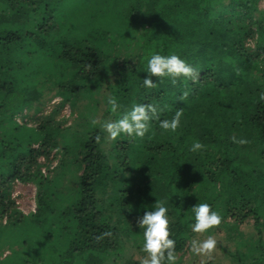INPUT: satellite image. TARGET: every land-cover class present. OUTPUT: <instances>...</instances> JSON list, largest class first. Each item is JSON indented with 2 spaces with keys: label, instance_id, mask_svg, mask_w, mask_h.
Wrapping results in <instances>:
<instances>
[{
  "label": "trees",
  "instance_id": "trees-1",
  "mask_svg": "<svg viewBox=\"0 0 264 264\" xmlns=\"http://www.w3.org/2000/svg\"><path fill=\"white\" fill-rule=\"evenodd\" d=\"M99 1L0 0V250L21 247L0 264H137L132 251L146 254L136 220L156 200L168 209L175 255L202 239L191 231V207L208 203L228 230L253 222L256 237H232L245 246L236 264H264L260 0H107L113 15L95 21ZM155 52L175 53L194 76H152L143 86ZM49 96L61 100L37 114ZM138 103L156 106L159 119L179 110L177 128L151 120L143 138L109 140L92 124ZM65 104L69 124L55 118ZM194 141L202 148L190 151ZM51 147L61 157L35 182L37 206L24 215L8 188L43 166Z\"/></svg>",
  "mask_w": 264,
  "mask_h": 264
},
{
  "label": "clouds",
  "instance_id": "clouds-1",
  "mask_svg": "<svg viewBox=\"0 0 264 264\" xmlns=\"http://www.w3.org/2000/svg\"><path fill=\"white\" fill-rule=\"evenodd\" d=\"M146 76L142 79L143 86L151 88L154 84L151 77H167L173 83L176 78H192L195 69L185 62L175 53L162 55L158 52L152 53L146 59V65L143 69ZM109 111L115 112L118 105L116 98L109 94L106 97ZM159 109L150 103L133 104L131 109L124 113L119 119L105 120L102 123L96 119L92 124H100L107 134V139L114 140L120 135H127L130 138H143L148 131L151 120H159V127L164 130H175L179 124L181 112L177 110L171 119H159ZM239 143H246L240 139ZM202 148L199 141H194L190 151H196ZM168 209L165 205L156 200L152 210H145L143 215L138 217L136 224L143 229L142 251L146 254L140 264H176L177 256L174 254L175 241L169 235ZM191 213L194 217L191 223L193 233H205L207 230L221 224L222 217L211 210L208 203H196L191 207ZM217 244V240L208 235L202 240L192 239L190 241V251L194 256L210 257Z\"/></svg>",
  "mask_w": 264,
  "mask_h": 264
},
{
  "label": "rangeland",
  "instance_id": "rangeland-1",
  "mask_svg": "<svg viewBox=\"0 0 264 264\" xmlns=\"http://www.w3.org/2000/svg\"><path fill=\"white\" fill-rule=\"evenodd\" d=\"M101 2L102 1L100 0L99 2L94 4L97 6V14H98L95 21L100 20L101 19L100 16H102L103 19H105L106 16L113 15L114 12V9L111 6L112 5L111 2L107 0H105V4L103 3L101 4ZM258 8L264 9V1L262 0L259 1ZM74 23L76 24L75 25L76 28L80 27V22H74ZM60 100H61L60 97L53 96L52 98V96L51 97L49 96L44 103L43 110L38 111L37 114H46L50 112ZM68 107L69 106L65 104V106L62 109H60L59 113L55 115V118L59 119V121H61L64 124H69L73 118V115L72 113H70ZM31 112L33 113L34 110H32ZM32 119L33 116L30 117L28 121L31 122ZM49 153L50 154L48 155V158L45 159V163L43 166L40 165L38 168H34V169L32 168L33 170L30 169L26 171V174L28 176V177L26 176L28 178L27 180L21 181L19 179H14L12 184L8 188V191H10V197L15 203V207L18 208L19 211L24 215H30L34 213L36 209L37 184L35 182L36 181L38 182V180H40L42 176L45 177L46 175H49L53 167L56 165L58 159L61 157V153L59 152L58 148L51 147ZM60 186L61 185H59L58 188H60ZM62 186L65 187L67 185L62 184ZM213 210L217 211V209H213ZM3 218H1V220H5V218L4 219ZM224 222H231V221L225 218ZM252 223H250L249 226L246 225V227L240 225L238 227V230H241L244 233L247 232L249 233L251 231L253 232V234H250V236L253 237L252 235H254V237H256L255 236L256 230L251 225ZM238 230L234 228L228 230L225 227L218 225L207 230L205 233H200L202 239L207 238L208 235H212L217 240L216 247L213 253L211 254V256L210 257L201 256L199 258L198 257L196 258L190 251V247H189L190 245H188V247H186L184 251L176 255L177 256L176 264H204V262L207 260L212 262L213 264H220L217 263V261L221 262V264H236L235 257L238 256V254H236L237 250L240 251L242 247H245V246H240L238 249L234 245V239H232V237H234L237 234ZM0 236L6 237V235H4L3 233H0ZM248 247L251 248V253H255L251 245L246 246V248ZM13 248L19 251L20 250L19 248L21 247L20 244L16 243V241L15 243L12 242L9 248L5 247L3 250H0V260L8 256L11 250H13ZM132 253L133 255L128 257L138 262L137 264H140V260L144 257L143 253L139 251L138 252L132 251ZM117 264H121V263L118 262Z\"/></svg>",
  "mask_w": 264,
  "mask_h": 264
}]
</instances>
